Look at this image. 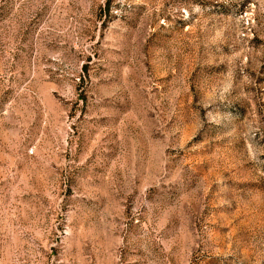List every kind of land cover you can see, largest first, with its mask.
<instances>
[{
    "label": "rangeland",
    "instance_id": "rangeland-1",
    "mask_svg": "<svg viewBox=\"0 0 264 264\" xmlns=\"http://www.w3.org/2000/svg\"><path fill=\"white\" fill-rule=\"evenodd\" d=\"M0 264H264V0H0Z\"/></svg>",
    "mask_w": 264,
    "mask_h": 264
}]
</instances>
